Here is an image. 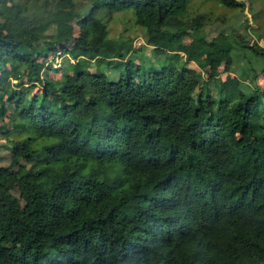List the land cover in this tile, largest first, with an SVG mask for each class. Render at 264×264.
Masks as SVG:
<instances>
[{"label":"trees","instance_id":"obj_1","mask_svg":"<svg viewBox=\"0 0 264 264\" xmlns=\"http://www.w3.org/2000/svg\"><path fill=\"white\" fill-rule=\"evenodd\" d=\"M190 1L59 0L78 34L0 0V264H264V47L244 15L184 59ZM123 12L154 58L109 37ZM204 61L205 76L188 67Z\"/></svg>","mask_w":264,"mask_h":264},{"label":"rangeland","instance_id":"obj_2","mask_svg":"<svg viewBox=\"0 0 264 264\" xmlns=\"http://www.w3.org/2000/svg\"><path fill=\"white\" fill-rule=\"evenodd\" d=\"M59 0H20L21 2V14L19 22L25 26H33L43 22H52L54 20H60L62 22H70L77 24V33L79 34L80 28L85 29L81 22V15L79 10L67 7L59 4ZM181 1V0H177ZM247 8L245 12L239 10H230L221 5L216 0H191L187 5L186 13L191 17L194 30L183 37L182 53L183 58H188L192 43L195 39L209 38L212 39L218 36L221 30L229 31L230 28H236L243 24L244 15H247L250 19V29L244 32L247 39L250 41H256L260 46L264 47V0H248ZM60 5V6H59ZM81 3L76 2V6L80 7ZM224 20V21H223ZM109 37L113 39H131L133 46L141 53V58L148 60L154 58V47L146 44V36L143 28L135 23L134 15L132 12H123L113 15L108 20ZM155 47L157 48H170L167 43L165 35H160L154 39ZM74 63L70 58L57 57L52 61L54 68L58 71H63L66 67V62ZM188 67L197 70L203 76L207 73L208 65L204 61L201 64L189 62ZM238 73V69L236 68ZM223 78L226 74H222ZM235 76V75H234ZM59 78L60 74L54 76ZM258 84L264 88V79L260 77ZM5 139L1 142L3 145ZM5 158H9L8 151L4 147H0V160L1 163L8 165L9 161ZM9 184L12 186V194L19 199L23 205L25 201L22 197L20 184V167H15L10 176Z\"/></svg>","mask_w":264,"mask_h":264}]
</instances>
